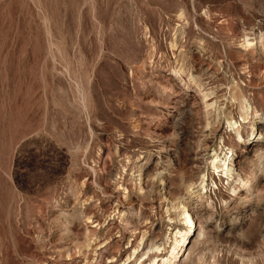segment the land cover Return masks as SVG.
Wrapping results in <instances>:
<instances>
[{
	"label": "rangeland",
	"instance_id": "rangeland-1",
	"mask_svg": "<svg viewBox=\"0 0 264 264\" xmlns=\"http://www.w3.org/2000/svg\"><path fill=\"white\" fill-rule=\"evenodd\" d=\"M263 43L264 0H0V264H264Z\"/></svg>",
	"mask_w": 264,
	"mask_h": 264
},
{
	"label": "bare ground",
	"instance_id": "bare-ground-1",
	"mask_svg": "<svg viewBox=\"0 0 264 264\" xmlns=\"http://www.w3.org/2000/svg\"><path fill=\"white\" fill-rule=\"evenodd\" d=\"M261 37V36H260ZM263 41V39H262ZM260 41V42H262ZM245 44H247L248 46L250 44H252V42L249 40V39H246L245 41ZM244 45V44H243ZM245 45V46H247ZM263 46H264V43H263ZM262 46V47H263ZM254 50V49H253ZM264 54V53H263ZM198 78V77H197ZM196 78V79H197ZM197 81V80H196ZM200 82V81H199ZM200 85V84H199ZM236 85V84H235ZM205 97V96H204ZM232 98L236 101L239 102L240 104V107L241 109L247 114L248 112V109L250 108V104L248 103V101L246 100V96L245 94L243 93L242 89L240 86H234L233 87V91H232ZM231 99V100H233ZM232 123V122H231ZM231 123L229 124V126L231 125ZM227 157V156H226ZM212 166L219 170L220 168L225 172L226 175H228L229 177H233V171L232 169L230 168V164L228 163V159L225 158V160H218V156L213 158L212 162H211ZM223 172V173H224ZM203 181V180H202ZM241 185L243 187L247 186V184H249L250 182V179L248 177L246 178H241L239 179ZM205 182V181H204ZM187 187V186H186ZM190 188V187H188ZM237 189V187H233L232 190L235 192ZM206 190V186L203 185L201 186V188L199 189V191H204ZM180 214L183 216V221L189 225L190 227V230H192V227L194 225V221H193V218L189 212V210L183 206L181 207V211H180ZM182 231H178L176 234H175V237H176V244L173 246L172 248V251H171V254H169V256L165 257V256H162L160 259L158 256H155V257H150V264H174L176 262V259L178 258V255L181 251V246L182 244L185 242V239H186V235L185 234H181L180 235V240L177 238V234L178 233H181ZM159 250V248H157Z\"/></svg>",
	"mask_w": 264,
	"mask_h": 264
}]
</instances>
